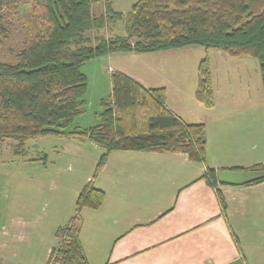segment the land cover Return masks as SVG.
<instances>
[{"label": "trees", "instance_id": "trees-1", "mask_svg": "<svg viewBox=\"0 0 264 264\" xmlns=\"http://www.w3.org/2000/svg\"><path fill=\"white\" fill-rule=\"evenodd\" d=\"M32 1L35 23L30 37L16 62L0 61V142L10 138L24 144L38 136H78L105 149L77 197L75 214L57 228L58 244L43 264H90L81 240V213L84 208H100L105 200V190L94 179L112 150L186 152L190 160L206 166L199 179L216 189L224 211L226 200L219 185L229 183L218 180V171L264 170L261 162L249 168L208 166L206 124L188 122L170 109L165 87H146L120 70H110L112 91L101 99L100 123L66 129L86 110L83 96L88 77L82 67L117 52L200 45L230 56H252L259 61L264 90V0H137L127 16L114 7L113 0ZM21 3L0 0V50L6 18L15 16ZM124 19L125 34L101 33ZM92 30L98 32L96 44L85 35ZM195 97L207 108L215 105L209 56L198 64ZM261 181L264 177L243 184Z\"/></svg>", "mask_w": 264, "mask_h": 264}, {"label": "crops", "instance_id": "crops-1", "mask_svg": "<svg viewBox=\"0 0 264 264\" xmlns=\"http://www.w3.org/2000/svg\"><path fill=\"white\" fill-rule=\"evenodd\" d=\"M127 1L113 4L116 8ZM200 49L188 45L96 59L146 87H165L170 109L188 122L205 123L208 166L264 163V149L258 150L261 130L264 136V96L259 100L254 93L259 90V61L218 49L223 54L210 58L215 105L207 108L195 97ZM120 55L127 63L116 67ZM188 57L192 72L182 77ZM261 143L264 148V137ZM205 168L186 152L112 150L94 179L105 190V200L100 208L81 213V240L90 264H264V181L219 185L224 211L216 189L199 179ZM69 205L75 211L76 202ZM12 227L8 222L0 226V259L10 253L13 258L28 256L22 263L35 264V241L29 243L31 236L25 240L24 232H12Z\"/></svg>", "mask_w": 264, "mask_h": 264}, {"label": "rangeland", "instance_id": "rangeland-1", "mask_svg": "<svg viewBox=\"0 0 264 264\" xmlns=\"http://www.w3.org/2000/svg\"><path fill=\"white\" fill-rule=\"evenodd\" d=\"M134 3L135 0H128L124 4L121 2L117 4L116 9L127 16ZM33 10L32 0H22L18 13L6 18L7 33L2 38L0 61L12 63L17 61L18 52L34 28ZM101 33L105 36L125 34V19ZM85 35L90 38L91 44H96L98 32L92 30ZM199 48H201L199 55L202 54L203 58L209 56L215 59L214 55L222 53L216 48H211L209 55L207 48L200 45ZM119 58L114 63L116 67L127 63L124 56L120 55ZM247 58L258 62L255 57ZM97 60L99 59H92L82 67L88 77V87L83 96L86 100V110L74 117L67 130L89 128L101 121L99 116L102 111L101 99L111 93L112 86L110 62L101 64ZM191 63L192 59L188 57L182 69L184 72L182 77H190ZM130 66L131 68L134 66L133 60ZM257 80L259 90L254 93L261 100L264 90L259 74ZM259 120H263L262 115ZM263 137L261 130L260 146ZM260 146L258 150L262 152L264 148ZM103 152L105 149L95 141L78 136H38L28 139L24 144L10 138L0 142V226L8 222L13 226L12 232H24L25 240L28 235L31 236L29 243L32 239L35 241L31 249L36 257L35 264L47 262L52 248L57 246L56 230L68 222L67 216L70 212L75 213L69 204L76 202L80 191L92 178ZM59 207L61 210H58ZM15 220H19L20 224L13 223ZM27 257L13 258L8 253L6 258L3 255L4 260L0 259V264H26L22 262Z\"/></svg>", "mask_w": 264, "mask_h": 264}, {"label": "water", "instance_id": "water-1", "mask_svg": "<svg viewBox=\"0 0 264 264\" xmlns=\"http://www.w3.org/2000/svg\"><path fill=\"white\" fill-rule=\"evenodd\" d=\"M218 180L229 184H243L256 178L264 177V170L248 169L243 171H234L223 169L217 173Z\"/></svg>", "mask_w": 264, "mask_h": 264}]
</instances>
